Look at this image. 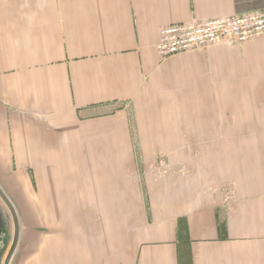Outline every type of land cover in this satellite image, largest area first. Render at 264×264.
I'll use <instances>...</instances> for the list:
<instances>
[{"label":"crops","instance_id":"1","mask_svg":"<svg viewBox=\"0 0 264 264\" xmlns=\"http://www.w3.org/2000/svg\"><path fill=\"white\" fill-rule=\"evenodd\" d=\"M263 12L0 0L9 264H264V38L155 51L162 28Z\"/></svg>","mask_w":264,"mask_h":264},{"label":"built area","instance_id":"2","mask_svg":"<svg viewBox=\"0 0 264 264\" xmlns=\"http://www.w3.org/2000/svg\"><path fill=\"white\" fill-rule=\"evenodd\" d=\"M264 38V12L233 15L160 29L155 51L162 60L220 43L245 45Z\"/></svg>","mask_w":264,"mask_h":264},{"label":"rangeland","instance_id":"3","mask_svg":"<svg viewBox=\"0 0 264 264\" xmlns=\"http://www.w3.org/2000/svg\"><path fill=\"white\" fill-rule=\"evenodd\" d=\"M0 224V264H2L5 252L13 235L12 221L4 208L0 212Z\"/></svg>","mask_w":264,"mask_h":264},{"label":"water","instance_id":"4","mask_svg":"<svg viewBox=\"0 0 264 264\" xmlns=\"http://www.w3.org/2000/svg\"><path fill=\"white\" fill-rule=\"evenodd\" d=\"M0 199L3 202V204L5 205V207L7 208V210L9 211V214L12 218V222H13V229H14V234H13V240H12V244L11 247L7 253V256L4 260L3 264H9L11 257L15 251V248L17 246V242H18V235H19V224H18V218L17 215L15 213V210L13 209L11 203L9 202V200L5 197V195L3 194V192L0 189Z\"/></svg>","mask_w":264,"mask_h":264}]
</instances>
